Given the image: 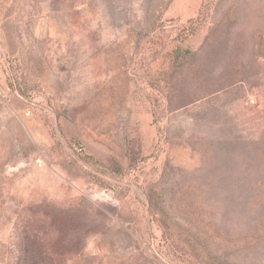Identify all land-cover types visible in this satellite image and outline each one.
Wrapping results in <instances>:
<instances>
[{"label":"rangeland","instance_id":"1","mask_svg":"<svg viewBox=\"0 0 264 264\" xmlns=\"http://www.w3.org/2000/svg\"><path fill=\"white\" fill-rule=\"evenodd\" d=\"M27 226L64 264H264V0H0V264Z\"/></svg>","mask_w":264,"mask_h":264},{"label":"trees","instance_id":"2","mask_svg":"<svg viewBox=\"0 0 264 264\" xmlns=\"http://www.w3.org/2000/svg\"><path fill=\"white\" fill-rule=\"evenodd\" d=\"M178 51H181V55L180 53L177 54L178 59L181 60L191 59L194 56V53L188 48L179 49ZM119 168L118 165L117 169ZM15 240L18 242V258L14 264H64L54 257L44 235L31 226L17 232Z\"/></svg>","mask_w":264,"mask_h":264}]
</instances>
